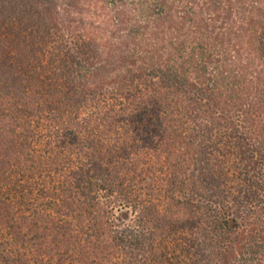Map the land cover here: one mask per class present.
Returning <instances> with one entry per match:
<instances>
[{"label":"trees","instance_id":"trees-1","mask_svg":"<svg viewBox=\"0 0 264 264\" xmlns=\"http://www.w3.org/2000/svg\"><path fill=\"white\" fill-rule=\"evenodd\" d=\"M0 228V264H264V0H0Z\"/></svg>","mask_w":264,"mask_h":264},{"label":"rangeland","instance_id":"rangeland-1","mask_svg":"<svg viewBox=\"0 0 264 264\" xmlns=\"http://www.w3.org/2000/svg\"><path fill=\"white\" fill-rule=\"evenodd\" d=\"M93 10L94 9H92V11ZM164 157L165 155L158 150H156L155 152L154 151L152 152L151 150L141 151L136 157L138 166L136 170L137 175L134 177V180L136 181L135 183L136 189L140 190L143 197H146L147 194H151V196H153L154 198H157L158 202H161V203H163L166 200L165 199L166 193H164V190H165V186H166L167 179L169 176V168L167 166L166 160H164ZM60 158L62 159V161H65L67 163H69L70 161L74 163L78 160L77 155H74V154L68 155V154H65L64 152L60 154ZM49 177L50 176H48L47 174H43L42 177L40 176V178H43L44 182H48ZM36 194H38L36 189H33L32 195L35 196ZM49 208H53V207H49ZM109 218H110L109 221H111V226H113L114 228L115 227L118 228L123 225H130L133 222V214L130 211L121 209L120 207L115 208L113 210V215ZM39 224L44 225L45 223H43L42 221H39ZM46 226L48 225L46 224ZM73 229L75 230V228ZM104 230H106V228H104ZM45 240H49V238L47 237V239ZM49 245L53 249H55V247L57 248V241L54 244L49 243ZM14 248L19 249V244H17V242L11 236H9L4 229L0 228V250L8 249L11 252H13L15 250ZM91 251H94V254L98 252L97 249H91ZM27 252L28 251H26V253L24 251L22 252L24 254L23 258H24L25 264H35L34 260L32 259L33 257L32 253L30 252L27 253ZM65 252L57 253V251H55V254H54V251H53L52 252L53 254L50 253V255L45 256L44 258H41L40 262L38 260L35 262L36 264H97L96 262H99L98 260H100V258H98L99 256H97L98 259H95L94 263H91L89 260L93 256L90 255L91 254L90 250L87 251L89 253L88 262L85 259L86 258L85 254L81 252H80L81 254L77 253L75 255L73 253L71 256H70L69 251H65ZM123 258L124 257L120 255L118 256L116 261L109 260L106 264H111V263L116 264V262H120ZM77 260H80V261H77Z\"/></svg>","mask_w":264,"mask_h":264}]
</instances>
